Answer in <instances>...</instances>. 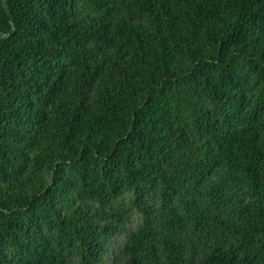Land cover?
Returning <instances> with one entry per match:
<instances>
[{
    "label": "trees",
    "instance_id": "16d2710c",
    "mask_svg": "<svg viewBox=\"0 0 264 264\" xmlns=\"http://www.w3.org/2000/svg\"><path fill=\"white\" fill-rule=\"evenodd\" d=\"M0 264H264V0H0Z\"/></svg>",
    "mask_w": 264,
    "mask_h": 264
},
{
    "label": "rangeland",
    "instance_id": "374dc122",
    "mask_svg": "<svg viewBox=\"0 0 264 264\" xmlns=\"http://www.w3.org/2000/svg\"><path fill=\"white\" fill-rule=\"evenodd\" d=\"M135 221H137V222H138V218H137V216H135Z\"/></svg>",
    "mask_w": 264,
    "mask_h": 264
}]
</instances>
